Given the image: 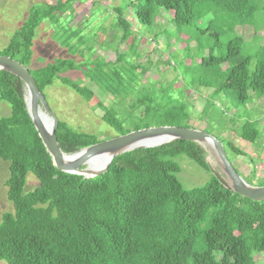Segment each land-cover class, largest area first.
<instances>
[{
  "label": "trees",
  "instance_id": "trees-1",
  "mask_svg": "<svg viewBox=\"0 0 264 264\" xmlns=\"http://www.w3.org/2000/svg\"><path fill=\"white\" fill-rule=\"evenodd\" d=\"M77 1L32 5L0 56L27 68L45 97V90L59 81L86 103L97 101L118 136L153 127L193 128L192 91L209 93L204 115L212 111L220 120L231 108L224 102L233 97L245 118L253 99L264 98V45L246 48L244 38L230 29L231 25L252 27L259 41L256 15L264 13V0H122L113 8L120 45L133 32L127 12L140 25V34H152L156 44L164 40L168 49L173 41L184 44L183 57L171 53L162 63L175 72L168 85L145 79L151 63L148 67L138 64L141 53L132 46L114 62L89 59L82 64L62 58L30 69L38 28L45 21L59 24L62 17L72 22ZM102 1L111 0L94 3ZM164 15L169 16L171 28L156 23ZM60 31L67 35L63 45L73 56L78 49L70 40L82 29L73 31L68 25ZM191 43H195L196 54ZM79 71L89 84L112 97L110 104L105 105L93 89L67 75ZM26 98L25 84L0 71V102L11 109L9 116L0 117V160L9 164L6 187L13 207L0 219V263L258 264L256 254L264 252V201L225 189L211 174L201 145L176 141L127 152L114 158L105 175L85 179L54 166L34 127ZM213 130L220 132L217 127ZM56 135L66 155L103 142L62 120ZM238 135L256 145L264 132L258 121L245 119ZM216 137L231 163L248 156L220 133ZM180 157L209 173L204 186L183 187L178 178L181 167L174 162ZM29 174L39 184L26 192ZM243 179L251 186H264V181Z\"/></svg>",
  "mask_w": 264,
  "mask_h": 264
},
{
  "label": "rangeland",
  "instance_id": "rangeland-1",
  "mask_svg": "<svg viewBox=\"0 0 264 264\" xmlns=\"http://www.w3.org/2000/svg\"><path fill=\"white\" fill-rule=\"evenodd\" d=\"M94 1L96 0H78L75 4V14L72 22L71 19L62 17L59 24L45 21L38 28L32 49L33 58L30 69L44 67L62 58H73L82 64L86 63L89 59L91 61L98 59L114 62L118 54L129 52V48L132 46L137 47L141 53L140 59L136 61L138 64L141 63L144 67H148L149 62L151 63V68L145 75V79H148L149 82L159 80L164 85L170 84L174 79L175 72L172 68H165L162 63L170 58L171 53H177L179 58L183 57L185 54L183 51L184 44L173 41L170 49L167 48L164 40H160V43L156 44L151 38L152 34H148L147 36H143L142 33L140 34V25L132 17V13L127 12L126 19L132 24L133 32L132 34L130 33L131 35L125 44L120 45V32L114 28L116 15L113 12V8L118 7L122 0L102 1L98 4H95ZM56 2L57 0H0V51L7 46L13 33L25 21L28 16V10L32 5L41 3L54 5ZM262 12L256 15V20L260 21L258 34L256 35V37H259V41L254 38L252 27L241 25L230 26V29H234L236 34L244 38L246 48L250 47L254 49L255 47L259 48L261 45H264V13ZM168 19L169 16L164 15L156 23L163 27H169ZM219 24L222 28L224 27L223 22ZM68 25H71L73 31L82 29L80 35L72 37L70 40L71 44L76 45L78 49L73 56L68 54V49L63 45V41L67 38V35L62 31L59 32L60 29H67ZM57 30L58 32L55 35V31ZM184 36L187 37L186 34ZM185 37L182 38L186 44L187 39ZM190 45L193 48V53L196 54L195 43H191ZM89 47L90 49L92 48L91 50L95 49V51L93 50V53L89 52ZM198 56L197 62L200 59V55ZM131 60L135 61L136 58L132 56ZM86 70L85 67L84 71ZM67 75L71 79L81 81L93 89L98 99L103 100L105 105L111 103L112 97L104 94V91L99 89L96 84H89L82 75V71L69 72ZM177 83L180 86L181 82L177 81ZM45 94L47 104L58 119L66 122L74 130L95 135L101 141H107L118 136L116 131L106 121L107 118H104L105 113L98 108L97 101L93 100L90 103H86L80 96L70 88L63 86L59 81L47 88ZM208 94L202 91H192L189 93V100L193 105V118L190 124L197 130L208 129L216 136L220 133L225 140L239 147L248 156L245 158H234L232 162L234 168L238 170L242 178L252 180L255 183L264 181V137L258 141V144L251 145L243 141L238 135V129L244 124L245 119L258 121L259 128L264 132V98L258 99L255 97L253 99L251 105L248 106L249 117L245 118L243 116L244 111L238 108V102L233 97L231 101L224 102L225 106L227 105L231 108L227 111V115L222 118L223 120H220L215 119L212 111L207 116L204 115L203 111ZM116 97L119 98L118 96ZM223 109L225 108L223 107ZM10 113V106L5 102H0V117L9 116ZM237 113H239L238 118L235 116ZM215 127L220 130L219 133L213 130ZM203 148L206 152L207 162L220 170L214 155L206 147ZM174 162L181 167V173L178 175V178L186 190L202 187L210 178L209 173L186 157L177 158ZM8 178L9 164L0 160V219L4 213L13 211L12 204L7 197L8 189L6 182ZM27 180L26 192L32 191L39 184L32 174L28 175ZM255 260L258 264H264V252L257 253Z\"/></svg>",
  "mask_w": 264,
  "mask_h": 264
},
{
  "label": "water",
  "instance_id": "water-1",
  "mask_svg": "<svg viewBox=\"0 0 264 264\" xmlns=\"http://www.w3.org/2000/svg\"><path fill=\"white\" fill-rule=\"evenodd\" d=\"M0 71L19 78L26 87L27 107L34 127L51 156L54 166L61 172L92 179L107 173L114 158L142 148H157L176 141L194 142L206 147L216 158L220 170L209 164L211 174L227 190L252 201H264V186L249 185L229 161L223 144L213 134L204 130L180 127H153L117 136L73 155L61 150L56 131L59 119L47 104L45 95L30 74L29 70L9 57L0 56ZM108 155L109 160L99 171L94 172L88 163L97 156Z\"/></svg>",
  "mask_w": 264,
  "mask_h": 264
},
{
  "label": "bare ground",
  "instance_id": "bare-ground-1",
  "mask_svg": "<svg viewBox=\"0 0 264 264\" xmlns=\"http://www.w3.org/2000/svg\"><path fill=\"white\" fill-rule=\"evenodd\" d=\"M108 160V155L97 156L88 163V167L94 172H99L106 165Z\"/></svg>",
  "mask_w": 264,
  "mask_h": 264
}]
</instances>
